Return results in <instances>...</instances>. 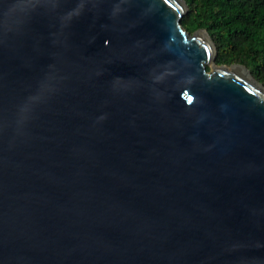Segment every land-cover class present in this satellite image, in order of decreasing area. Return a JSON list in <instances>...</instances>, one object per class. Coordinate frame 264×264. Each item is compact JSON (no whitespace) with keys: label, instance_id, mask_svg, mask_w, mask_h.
Masks as SVG:
<instances>
[{"label":"water","instance_id":"water-1","mask_svg":"<svg viewBox=\"0 0 264 264\" xmlns=\"http://www.w3.org/2000/svg\"><path fill=\"white\" fill-rule=\"evenodd\" d=\"M187 10L0 0V264H264V84Z\"/></svg>","mask_w":264,"mask_h":264},{"label":"trees","instance_id":"trees-1","mask_svg":"<svg viewBox=\"0 0 264 264\" xmlns=\"http://www.w3.org/2000/svg\"><path fill=\"white\" fill-rule=\"evenodd\" d=\"M186 2L182 23L191 33L208 31L217 47L216 63L243 64L264 84V0Z\"/></svg>","mask_w":264,"mask_h":264},{"label":"rangeland","instance_id":"rangeland-1","mask_svg":"<svg viewBox=\"0 0 264 264\" xmlns=\"http://www.w3.org/2000/svg\"><path fill=\"white\" fill-rule=\"evenodd\" d=\"M228 66L230 67L231 65H228ZM208 67H209V70H211L212 66H211L210 63L208 64ZM252 75H253V74H252Z\"/></svg>","mask_w":264,"mask_h":264},{"label":"snow or ice","instance_id":"snow-or-ice-1","mask_svg":"<svg viewBox=\"0 0 264 264\" xmlns=\"http://www.w3.org/2000/svg\"><path fill=\"white\" fill-rule=\"evenodd\" d=\"M165 3H170V0H164Z\"/></svg>","mask_w":264,"mask_h":264}]
</instances>
